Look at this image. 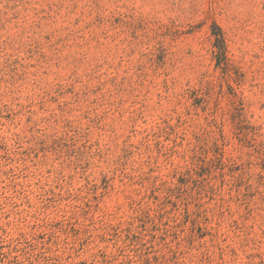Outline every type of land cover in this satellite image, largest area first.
<instances>
[{
	"label": "rangeland",
	"instance_id": "obj_1",
	"mask_svg": "<svg viewBox=\"0 0 264 264\" xmlns=\"http://www.w3.org/2000/svg\"><path fill=\"white\" fill-rule=\"evenodd\" d=\"M0 264H264V0H0Z\"/></svg>",
	"mask_w": 264,
	"mask_h": 264
},
{
	"label": "trees",
	"instance_id": "obj_2",
	"mask_svg": "<svg viewBox=\"0 0 264 264\" xmlns=\"http://www.w3.org/2000/svg\"><path fill=\"white\" fill-rule=\"evenodd\" d=\"M220 40L223 41L222 38H218V41H220ZM219 46H220L219 47L220 49H224V47H222V45H219Z\"/></svg>",
	"mask_w": 264,
	"mask_h": 264
}]
</instances>
